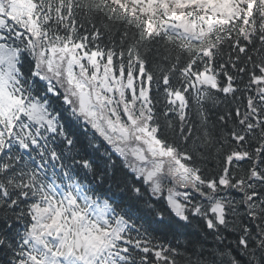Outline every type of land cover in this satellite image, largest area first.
Listing matches in <instances>:
<instances>
[{"label":"snow or ice","instance_id":"obj_1","mask_svg":"<svg viewBox=\"0 0 264 264\" xmlns=\"http://www.w3.org/2000/svg\"><path fill=\"white\" fill-rule=\"evenodd\" d=\"M0 264H264V0H0Z\"/></svg>","mask_w":264,"mask_h":264},{"label":"trees","instance_id":"obj_2","mask_svg":"<svg viewBox=\"0 0 264 264\" xmlns=\"http://www.w3.org/2000/svg\"><path fill=\"white\" fill-rule=\"evenodd\" d=\"M218 111H223V106H221V108H220ZM211 118H212V120L215 121V120H216V115L213 114ZM194 231H195V229H191V230H189L190 233H192V232H194Z\"/></svg>","mask_w":264,"mask_h":264}]
</instances>
